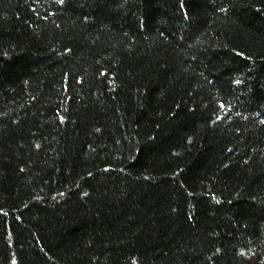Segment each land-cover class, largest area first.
<instances>
[{
  "label": "trees",
  "instance_id": "trees-1",
  "mask_svg": "<svg viewBox=\"0 0 264 264\" xmlns=\"http://www.w3.org/2000/svg\"><path fill=\"white\" fill-rule=\"evenodd\" d=\"M0 264H264V0H0Z\"/></svg>",
  "mask_w": 264,
  "mask_h": 264
}]
</instances>
